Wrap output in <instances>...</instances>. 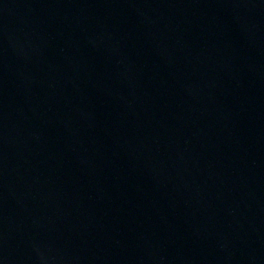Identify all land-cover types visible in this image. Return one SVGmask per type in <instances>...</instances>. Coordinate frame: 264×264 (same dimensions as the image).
<instances>
[{"label": "water", "instance_id": "obj_1", "mask_svg": "<svg viewBox=\"0 0 264 264\" xmlns=\"http://www.w3.org/2000/svg\"><path fill=\"white\" fill-rule=\"evenodd\" d=\"M0 264H264V0H0Z\"/></svg>", "mask_w": 264, "mask_h": 264}]
</instances>
